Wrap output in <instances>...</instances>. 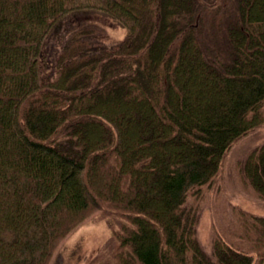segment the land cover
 Here are the masks:
<instances>
[{"label": "trees", "instance_id": "1", "mask_svg": "<svg viewBox=\"0 0 264 264\" xmlns=\"http://www.w3.org/2000/svg\"><path fill=\"white\" fill-rule=\"evenodd\" d=\"M82 11L125 36L61 29ZM263 123L264 0H0V264H55L86 220L109 236L85 264H264L223 182ZM232 170L264 201V141Z\"/></svg>", "mask_w": 264, "mask_h": 264}, {"label": "rangeland", "instance_id": "2", "mask_svg": "<svg viewBox=\"0 0 264 264\" xmlns=\"http://www.w3.org/2000/svg\"><path fill=\"white\" fill-rule=\"evenodd\" d=\"M81 25L94 26L99 30V39L110 44L121 40L126 29L108 15L99 11H82L75 13L61 29L71 30ZM58 39H54L58 46ZM264 141V123L252 132L236 141L226 154L223 182L225 191L232 203L257 214H264V201L243 193L233 173V163L243 157L248 149ZM211 213L207 205L202 209L197 225V238L206 252L211 251ZM109 227L105 221L86 220L67 238L65 255L57 253L55 264H85L107 240ZM81 239V247L75 245ZM80 253L74 257L72 253ZM70 256V257H69ZM65 257V258H64ZM79 257V258H78Z\"/></svg>", "mask_w": 264, "mask_h": 264}]
</instances>
